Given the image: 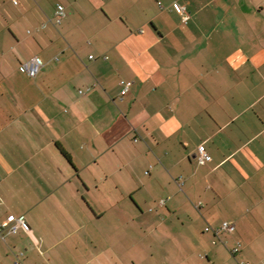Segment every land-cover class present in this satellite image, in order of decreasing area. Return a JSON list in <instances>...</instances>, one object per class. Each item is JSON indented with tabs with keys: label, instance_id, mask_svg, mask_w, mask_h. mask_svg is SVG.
Masks as SVG:
<instances>
[{
	"label": "crops",
	"instance_id": "crops-1",
	"mask_svg": "<svg viewBox=\"0 0 264 264\" xmlns=\"http://www.w3.org/2000/svg\"><path fill=\"white\" fill-rule=\"evenodd\" d=\"M0 224V264H264V0H0Z\"/></svg>",
	"mask_w": 264,
	"mask_h": 264
},
{
	"label": "built area",
	"instance_id": "built-area-1",
	"mask_svg": "<svg viewBox=\"0 0 264 264\" xmlns=\"http://www.w3.org/2000/svg\"><path fill=\"white\" fill-rule=\"evenodd\" d=\"M12 1L15 2L17 0H12ZM174 7L183 13V21L188 22L190 19V14H189V12H187L186 7L180 3H174ZM56 15L58 16V21L60 22V20L65 16V9L63 6H59L57 8ZM42 65H43L42 60L38 56H35V57L31 58L30 60L24 62L21 65V69L24 72H26L30 77L35 78L38 75V73L40 72ZM129 87H130V83H127L124 86V88L122 89L121 94L122 95L126 94L129 90ZM80 92L82 93L83 91L81 90ZM210 157L211 156H210L209 152L204 147H202V146L199 147L198 154H197V159H198L199 164L207 163L209 161ZM19 226H22L25 229H28L26 222L23 219L19 218V219H16L15 224H13L11 226V228H10L11 232H16ZM233 229H234V225H232L229 221H224L221 224V226H219V227L213 228L209 225L205 227V231L214 232L216 234V236H218V237H219L220 233H222L223 231L229 232V231H232ZM1 234H2V226L0 224V236H1ZM215 242L216 241H214V243ZM239 249H240V245H237L236 247H234L232 249V252L236 253L239 251ZM242 264H249V263L243 262Z\"/></svg>",
	"mask_w": 264,
	"mask_h": 264
}]
</instances>
